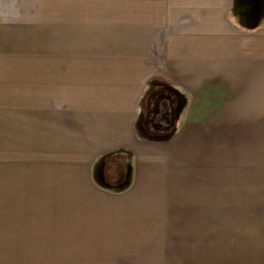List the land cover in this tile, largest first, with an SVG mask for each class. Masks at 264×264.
I'll return each mask as SVG.
<instances>
[{"label": "rangeland", "instance_id": "374dc122", "mask_svg": "<svg viewBox=\"0 0 264 264\" xmlns=\"http://www.w3.org/2000/svg\"><path fill=\"white\" fill-rule=\"evenodd\" d=\"M146 7L135 0L40 4L49 34L37 41L48 46L50 80L51 70L62 75L42 96L62 87L74 106L73 88H97L112 73L124 78L135 68L126 57L136 53L122 50V27ZM227 61L205 73L232 76L235 61ZM40 85L33 84V106L45 100ZM226 94L202 115L197 96L178 100L176 119L200 121L188 150L140 141L90 146L73 128L79 120L66 121L59 135L52 126L0 131V264H264V98ZM141 118L147 144L173 138L176 129L159 136V126L150 119L147 130Z\"/></svg>", "mask_w": 264, "mask_h": 264}, {"label": "crops", "instance_id": "0c3cea01", "mask_svg": "<svg viewBox=\"0 0 264 264\" xmlns=\"http://www.w3.org/2000/svg\"><path fill=\"white\" fill-rule=\"evenodd\" d=\"M48 1L0 0V131L49 130L52 126L50 132L59 135L67 129L66 121L75 124L79 120L73 128L90 146L140 141L144 147H155L153 144L188 150L197 129L193 123L200 121L191 117L185 123L175 118L182 98L197 96L200 115L206 114V104L213 107L212 99L224 101L226 92L232 90L245 92V98H264V0H135L147 7L122 27L121 34L122 50L136 53L126 57L128 66L135 68L120 79L109 74L101 84L95 82L97 88H73L74 106L64 100L62 87H51L56 93L52 98L42 96L49 93V82H60L62 77L51 70L50 80L48 46L37 41L38 34L45 41L49 34V15L36 12ZM30 45L40 52L39 58L29 54ZM228 52L232 53L226 55ZM232 57V76L229 70L226 75L222 70L221 77L216 71L205 73L209 67L228 65L227 59ZM34 83L41 84L39 95L45 99L37 106L29 100L33 99ZM18 99L25 100L24 106H18ZM33 115H40L44 126L34 122ZM140 115L147 130L150 119L159 126L154 129L159 136L176 129L170 142H144L148 134L136 125Z\"/></svg>", "mask_w": 264, "mask_h": 264}]
</instances>
